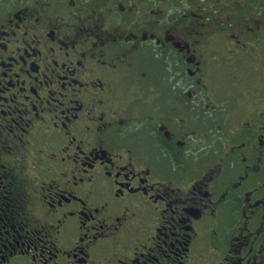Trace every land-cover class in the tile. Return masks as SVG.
Returning <instances> with one entry per match:
<instances>
[{
  "label": "flooded vegetation",
  "instance_id": "flooded-vegetation-1",
  "mask_svg": "<svg viewBox=\"0 0 264 264\" xmlns=\"http://www.w3.org/2000/svg\"><path fill=\"white\" fill-rule=\"evenodd\" d=\"M82 1L0 3V264H264V0Z\"/></svg>",
  "mask_w": 264,
  "mask_h": 264
},
{
  "label": "rangeland",
  "instance_id": "rangeland-1",
  "mask_svg": "<svg viewBox=\"0 0 264 264\" xmlns=\"http://www.w3.org/2000/svg\"><path fill=\"white\" fill-rule=\"evenodd\" d=\"M6 2L5 4H10L9 2H11L12 0H0V3H3V2ZM21 1H27V0H21ZM43 2H46L50 5H53V2L57 1V0H42ZM62 4H64L66 7H70V2L72 0H59V2H62ZM76 2L78 3L79 0H76ZM135 2V3H134ZM82 3L88 7V10H89V13L91 12H94V11H98V8L96 6V3H94L93 0H83ZM79 6V5H78ZM125 8H126V11L122 12L121 11V8L119 5H116L114 7H112L113 10H117L118 12H121L122 14H126L128 15V18H135L136 20H140V19H143L145 17V14L148 15L149 18L152 17V10H156V11H160L161 12V15H160V21L162 22H165L167 19H170L172 17H174L177 12L175 13H170V9H176L177 6L174 5V4H168V3H163V2H160V9H156L157 5L154 3H148V0H134V1H125V4H124ZM143 6L144 8L143 9H140V7ZM109 7V5H108ZM132 7H135L132 9V11H129L130 8ZM195 5H191L190 8H194ZM259 7H263V6H259ZM54 8L58 9V6L54 5ZM221 7L218 6V5H215L214 6V9H215V13L218 12V10L220 9ZM249 8L248 5H245L244 6V12L247 11V9ZM102 9L105 11L106 9V6L105 7H102ZM179 10H180V13L182 14L183 12H188L189 11V6L188 5H180L179 6ZM238 11H240V9H238ZM87 13V12H86ZM116 17V15H114ZM113 16V18H114ZM115 22V21H113ZM115 25H109L108 29L110 28H117V27H113ZM111 30V29H110ZM127 30H131V29H127Z\"/></svg>",
  "mask_w": 264,
  "mask_h": 264
}]
</instances>
